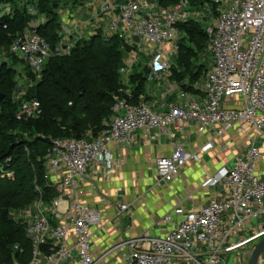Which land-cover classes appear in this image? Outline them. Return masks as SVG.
<instances>
[{"label": "built area", "instance_id": "built-area-1", "mask_svg": "<svg viewBox=\"0 0 264 264\" xmlns=\"http://www.w3.org/2000/svg\"><path fill=\"white\" fill-rule=\"evenodd\" d=\"M191 2L180 0L157 11L151 0H91L85 12L88 23L77 31V37L73 28L61 25L60 43L53 49L38 33L39 24L33 22L14 36L8 52L19 55L32 76H40L49 59L71 56L91 26L92 36H116L132 47L140 44L135 36L145 41L152 79L171 70V58L181 40L179 26L190 20ZM206 33L214 68L202 85L204 104L191 102L158 112L147 103L131 105L124 99L116 104L108 128L99 137L51 141L45 179L48 183L58 179L57 196L47 203L37 187L36 219L26 222L32 254L28 262L15 260L13 264L102 263L107 254L96 260L92 253V228L101 224V216L81 201L88 167L101 165L110 174L115 161L112 145L132 143L138 131L173 136V130H184L186 123H198L199 133L217 130L218 136L252 132L244 156L236 157L230 167H222L203 184L223 186L226 198L198 209L181 206L165 217L172 226L165 236L127 240L115 249L124 251V264H224L239 252L248 255L250 262L254 243L264 239V0H234L233 8L222 12ZM64 35L75 37L76 44H69ZM125 60L120 69L124 76L135 63L131 56ZM42 114L38 100H22L16 119L37 120ZM213 147L208 142L201 152ZM200 159V152H189L177 143L170 155L156 159L155 167L160 181L171 183L189 162ZM11 162L9 158L0 165L2 178L14 179ZM128 210L129 206L119 205L118 215Z\"/></svg>", "mask_w": 264, "mask_h": 264}, {"label": "trees", "instance_id": "trees-1", "mask_svg": "<svg viewBox=\"0 0 264 264\" xmlns=\"http://www.w3.org/2000/svg\"><path fill=\"white\" fill-rule=\"evenodd\" d=\"M11 1L0 0V4H11ZM159 2L163 8H169L180 0ZM205 2L192 0L191 7L203 9ZM37 8L48 15L38 33L55 49L60 43L61 28L57 3L40 0ZM37 8L34 14L38 13ZM26 10L15 7L12 14L0 18V54L2 47L9 51L14 36L23 33L35 19ZM179 28L183 37L179 42L177 63L188 74L199 70L198 76L205 71L204 65L197 66V63L208 45L206 30L193 20L182 23ZM137 50L116 36L104 37L98 33L77 43L71 56L49 59L38 84L28 89L21 99L38 100L43 114L37 120L21 122L16 119L21 101L15 102L11 95L17 88V71L9 61L0 62V92L6 95L0 103V165L12 159L10 167L15 176L11 181L2 178L0 173V264H13L15 260L26 263L32 254L26 225L17 223L12 212L34 203L40 197L37 187L46 202L57 196L45 179V156L51 141L99 137L108 128L119 100L125 99L131 105L141 103L149 64L143 71L135 65L127 85L120 74L128 54ZM12 58L17 57L11 55Z\"/></svg>", "mask_w": 264, "mask_h": 264}, {"label": "crops", "instance_id": "crops-1", "mask_svg": "<svg viewBox=\"0 0 264 264\" xmlns=\"http://www.w3.org/2000/svg\"><path fill=\"white\" fill-rule=\"evenodd\" d=\"M151 1L155 3L157 11L160 8L162 10L168 9L160 5V0ZM210 5L215 7V5H219V2L218 0H206L203 7L206 8ZM10 11L12 10L10 9ZM78 11L76 9L72 11L70 8L61 11L58 8L57 10L61 25L73 28L75 37H77V31L82 29L81 26L88 23V16L78 14ZM190 11V20H193L196 8L191 7ZM11 13L13 12L9 14ZM42 21L44 23L46 20L43 19ZM91 29L92 27L89 26L83 32L84 40L92 37ZM64 37L68 39L67 41L71 45H75L77 42L75 37L68 38L67 35ZM182 37L181 32V39ZM139 46L140 44L136 46L138 50L140 49ZM134 52L136 53L133 51L128 56ZM178 55L179 50L171 58L174 70L171 69L152 79H149V72L144 93L140 97L141 103L149 104L158 112H167L172 106L186 107L191 102L204 104L205 95L202 92V85L214 68L213 55L209 51L208 45L204 53L200 55L197 66L202 65L201 60L205 55H210L212 57V69L209 72L204 71L198 76H196L199 72L197 69L188 74L184 68L179 67ZM131 57L133 58V56ZM17 58L19 59V57ZM3 59L11 63L7 57ZM20 60L24 62L25 66L23 65V68L19 67L18 69L22 74L28 73L29 69L26 62L22 58ZM125 61L121 68L125 66ZM135 65L136 63L129 68L128 75L124 76L120 73L126 85ZM24 88L26 85L19 89L23 92ZM21 92L19 91V95ZM198 127V123H186L184 130L174 129L173 136L161 134L156 130L151 132L138 131L132 143L111 146L115 161L114 169L110 174L101 165L88 167L87 179L82 186L84 193L81 201L96 210L101 216V224L92 228V253L96 260L105 254L109 248L123 244L127 240L165 236L172 229V226L165 222V217L181 206L187 210L198 209L208 205L214 199L226 198V190L223 186L205 187L203 184L207 178L213 176L222 167H230L236 157H242L245 154L236 156L231 151V145H226L224 141L237 137L246 138L250 142L249 138L252 132L248 131L246 135L232 133L218 136L217 130L209 129L204 133H199ZM208 142H213L214 147L206 153L201 152L202 147ZM177 143H183L189 152H200L201 159L199 162H189L173 182L163 183L156 171L155 161L159 157L170 155ZM57 182L58 179L55 178L50 182L55 190ZM124 204L129 206V210L119 216L118 206ZM122 252L124 251L122 250ZM116 255L117 253L114 252L109 260L106 257L100 264L116 260ZM120 260L124 264L123 259L120 258ZM232 260V264L250 263L248 255L242 253L233 258L229 256L224 264H229Z\"/></svg>", "mask_w": 264, "mask_h": 264}, {"label": "rangeland", "instance_id": "rangeland-1", "mask_svg": "<svg viewBox=\"0 0 264 264\" xmlns=\"http://www.w3.org/2000/svg\"><path fill=\"white\" fill-rule=\"evenodd\" d=\"M39 1L40 0H17V1L12 0L11 4H6V3L0 4V18H2L3 16H6L10 12H13L15 7L18 10H22V9L27 8L26 11L31 15V17H33V18L35 17V19H33V21L30 22V24H32L34 22L35 24L37 23L40 26L41 24L45 23V22L43 23L42 20L43 19L47 20L48 15L47 14L43 15L42 12H39V10L42 11L41 9L37 8ZM52 1L53 2L56 1L57 6L59 8V11L67 10L69 8L72 11H75V9L78 11V8L82 7L79 9L78 14L80 13L81 15H83V14H85V12H88V6L87 5L91 0H79V1H76V0H52ZM218 2H219V5H215V7L210 5V6H207L206 8L200 9V10L196 9V11L193 14V18H192L193 21L198 22L199 25L201 26V28L206 30V29L210 28L213 21L216 20V18L221 13V11L229 10V9L233 8L234 0H218ZM82 3H84V4H82ZM71 6H73L75 8H73ZM35 8H37V12H38L37 14L36 13L34 14V11H36ZM10 9L12 11H10ZM37 24L35 26H37ZM245 47L247 48L248 45H246ZM139 48L140 49L138 51H136V53L135 52L132 53L131 56H133V59L136 63V66L138 65L139 70L143 71L144 70L143 68L146 66L147 63H149L150 50H149V46L143 40L140 41ZM0 55H1L0 56V62L4 60L3 59L4 57L5 58L7 57L8 60L11 59V55L9 54V52L7 50H5L4 47H2ZM18 57H20V56L18 55ZM201 62L204 65L205 72H209L210 69H212V57L210 55H205L202 58ZM10 65L15 68V71H17L16 75H15V81H16V87L17 88L13 87L14 90L11 91L12 92L11 93L12 99L15 102H20L21 99L24 97V95L27 94L28 89H31L38 84V82L41 79V75L40 76H32V75H29V73H27V72L22 74L20 69H18V68L22 67L23 65L25 66V64L22 60H20V58L19 59L18 58H12ZM25 85H26V88H24V90H23L24 95H22V98H21L19 95V91L21 92V90L19 88L21 86L25 87ZM1 112H2V108L0 107V115H1ZM247 142L248 141L246 140V138L240 139L237 137L224 141V143L226 145H228V144L231 145V151L236 156L238 154L242 155L246 152L245 147H246ZM260 142H262V140H260ZM13 180L14 179H12L11 181H13ZM36 201L34 203L24 207V208L13 211L12 212V218H14V220L17 223H22L25 225H26L27 221L35 220L36 219V212H35V205L34 204L36 203ZM261 240L255 242L254 244H258ZM116 247L117 246H115L113 248H109L105 253V254H107V260H109V257L111 256V254L116 252L117 253V255L115 257L116 260H113L111 262H107L106 264H122V260H120V258L123 259V253L124 252H122L119 249H115ZM239 254H242V252L231 254L230 258H233L234 256H238ZM262 258L264 259V253L262 255ZM232 263H233V260H232V262L231 261L229 262V264H232ZM243 264H246V263L243 262Z\"/></svg>", "mask_w": 264, "mask_h": 264}, {"label": "water", "instance_id": "water-1", "mask_svg": "<svg viewBox=\"0 0 264 264\" xmlns=\"http://www.w3.org/2000/svg\"><path fill=\"white\" fill-rule=\"evenodd\" d=\"M134 40L139 43L140 39L139 37L135 36ZM6 95L2 92H0V103L5 100ZM264 253V239L261 240L255 247L251 259H250V263L249 264H259L262 258V255Z\"/></svg>", "mask_w": 264, "mask_h": 264}, {"label": "bare ground", "instance_id": "bare-ground-1", "mask_svg": "<svg viewBox=\"0 0 264 264\" xmlns=\"http://www.w3.org/2000/svg\"><path fill=\"white\" fill-rule=\"evenodd\" d=\"M261 264H264V259L263 258L261 259Z\"/></svg>", "mask_w": 264, "mask_h": 264}]
</instances>
